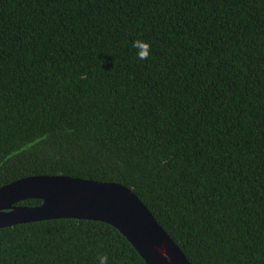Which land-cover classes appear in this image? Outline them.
<instances>
[{
  "label": "trees",
  "instance_id": "obj_1",
  "mask_svg": "<svg viewBox=\"0 0 264 264\" xmlns=\"http://www.w3.org/2000/svg\"><path fill=\"white\" fill-rule=\"evenodd\" d=\"M37 175L130 188L191 264H264V0H0V188ZM104 255L146 264L104 222L0 229V264Z\"/></svg>",
  "mask_w": 264,
  "mask_h": 264
},
{
  "label": "water",
  "instance_id": "obj_2",
  "mask_svg": "<svg viewBox=\"0 0 264 264\" xmlns=\"http://www.w3.org/2000/svg\"><path fill=\"white\" fill-rule=\"evenodd\" d=\"M38 199L35 207L19 205ZM57 219L107 223L125 236L146 264H191L130 188L64 175H37L0 188V229Z\"/></svg>",
  "mask_w": 264,
  "mask_h": 264
},
{
  "label": "clouds",
  "instance_id": "obj_3",
  "mask_svg": "<svg viewBox=\"0 0 264 264\" xmlns=\"http://www.w3.org/2000/svg\"><path fill=\"white\" fill-rule=\"evenodd\" d=\"M134 47L137 48V55L140 59H145L150 55V45L146 41H135ZM108 256L100 257V264H108Z\"/></svg>",
  "mask_w": 264,
  "mask_h": 264
}]
</instances>
